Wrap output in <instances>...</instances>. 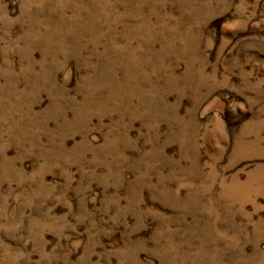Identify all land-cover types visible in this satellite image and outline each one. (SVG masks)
Here are the masks:
<instances>
[{
  "label": "rangeland",
  "instance_id": "374dc122",
  "mask_svg": "<svg viewBox=\"0 0 264 264\" xmlns=\"http://www.w3.org/2000/svg\"><path fill=\"white\" fill-rule=\"evenodd\" d=\"M0 264H264V0H0Z\"/></svg>",
  "mask_w": 264,
  "mask_h": 264
}]
</instances>
